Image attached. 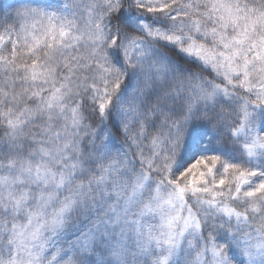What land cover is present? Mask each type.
Segmentation results:
<instances>
[{"label":"snow or ice","instance_id":"snow-or-ice-1","mask_svg":"<svg viewBox=\"0 0 264 264\" xmlns=\"http://www.w3.org/2000/svg\"><path fill=\"white\" fill-rule=\"evenodd\" d=\"M0 264H264V0H0Z\"/></svg>","mask_w":264,"mask_h":264}]
</instances>
